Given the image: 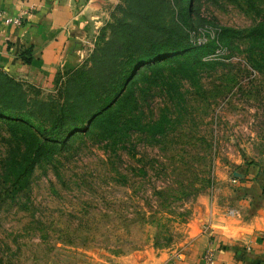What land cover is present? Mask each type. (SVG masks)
Wrapping results in <instances>:
<instances>
[{
    "label": "rangeland",
    "instance_id": "374dc122",
    "mask_svg": "<svg viewBox=\"0 0 264 264\" xmlns=\"http://www.w3.org/2000/svg\"><path fill=\"white\" fill-rule=\"evenodd\" d=\"M193 3L186 60L142 68L101 112L75 86L101 82L114 64L103 48L124 0L49 78L4 72L27 106L25 120L0 117V264L169 260L212 213L243 221L264 205V0Z\"/></svg>",
    "mask_w": 264,
    "mask_h": 264
},
{
    "label": "crops",
    "instance_id": "0c3cea01",
    "mask_svg": "<svg viewBox=\"0 0 264 264\" xmlns=\"http://www.w3.org/2000/svg\"><path fill=\"white\" fill-rule=\"evenodd\" d=\"M113 1L0 0V70L32 82L49 78L59 65L78 60L88 33ZM16 16H22L21 25L4 22ZM27 49L30 62L21 58ZM209 249L215 264H264V205L243 221L212 213L209 225L172 259L131 253L117 260L118 264H204L202 255Z\"/></svg>",
    "mask_w": 264,
    "mask_h": 264
},
{
    "label": "trees",
    "instance_id": "16d2710c",
    "mask_svg": "<svg viewBox=\"0 0 264 264\" xmlns=\"http://www.w3.org/2000/svg\"><path fill=\"white\" fill-rule=\"evenodd\" d=\"M119 9L122 17L117 19L112 39L103 48L107 52L105 57L114 59V64L101 82L96 80L94 85L86 83L75 86L79 96L91 95L89 100L97 107L96 112L119 102L126 87L142 68H153L154 64L166 63L177 57L186 60L184 56L191 50L186 37L188 29L196 23L193 19V0H124V5ZM21 58L30 62V49L23 51ZM128 68H131L129 72ZM111 75L115 79L108 87L110 82L106 79ZM26 95L21 83L0 70V117L25 120L21 112L26 111ZM66 111V108H62L55 116L62 118ZM76 116L82 125L88 118ZM36 129L42 139H48L51 135L50 130L42 126Z\"/></svg>",
    "mask_w": 264,
    "mask_h": 264
},
{
    "label": "built area",
    "instance_id": "2783aa9c",
    "mask_svg": "<svg viewBox=\"0 0 264 264\" xmlns=\"http://www.w3.org/2000/svg\"><path fill=\"white\" fill-rule=\"evenodd\" d=\"M2 15H3V13L0 12V16H2ZM4 22L6 24L21 25L22 24V16L6 17L4 19ZM203 258L207 264H215V257H214L213 251L211 249L207 250L204 253Z\"/></svg>",
    "mask_w": 264,
    "mask_h": 264
}]
</instances>
